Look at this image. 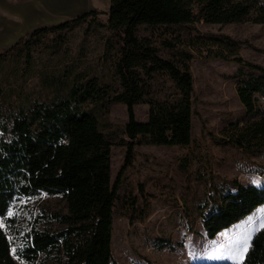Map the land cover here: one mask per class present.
<instances>
[{"label":"trees","instance_id":"trees-1","mask_svg":"<svg viewBox=\"0 0 264 264\" xmlns=\"http://www.w3.org/2000/svg\"><path fill=\"white\" fill-rule=\"evenodd\" d=\"M102 14L116 39L115 84L78 72L70 83L61 82L50 100L28 98L8 104L1 100L0 80V218L11 227L12 206L41 193L60 195L67 209L41 210L27 227L17 230V240L0 224V264H122L114 260L112 235L123 177L134 166L140 145H191L195 57L218 58L259 72L243 73L237 83L238 97L249 115L258 109L257 96L264 99V68L243 58L244 43L225 34H201L195 26L201 21L264 24L263 0H110L107 11L90 10L36 28L0 49V66L23 54L30 65L33 47L45 37L63 38L65 31ZM113 103L127 106L129 119L121 128L111 129L108 113ZM140 104L149 106L146 121L136 119L135 106ZM224 135L246 152L264 150V115L245 125L232 124ZM113 145L126 147L114 182ZM236 188L201 212L209 238L264 204V186L238 183ZM125 203L133 217L148 206L146 202L137 211L133 197ZM192 264H264V226L254 234L242 262Z\"/></svg>","mask_w":264,"mask_h":264},{"label":"rangeland","instance_id":"rangeland-1","mask_svg":"<svg viewBox=\"0 0 264 264\" xmlns=\"http://www.w3.org/2000/svg\"><path fill=\"white\" fill-rule=\"evenodd\" d=\"M94 3L101 11L110 7V0ZM14 21L7 14L1 16L0 31L4 30L0 32V49L12 46L34 30L19 38L9 34L6 39L7 30L25 28L12 25ZM107 23V16L102 14L96 21L82 22L65 31L63 38L50 34L33 47L30 65H26L24 54L11 56L0 66L4 89L1 100L8 104L28 98L50 100L61 82L70 83L78 72L115 84L116 39ZM195 26L204 35L225 34L242 41L243 58L264 68V24L244 21L222 25L201 21ZM191 69L195 88L192 143L189 147H137L136 162L123 177L114 211L112 252L116 262L240 263L254 234L264 226V204L213 238L206 236L201 218V212H207L221 194L236 190L238 183L264 186V150L246 152L230 144L224 135L232 124L245 125L264 115L262 97L257 96L258 109L249 115L236 89L243 73L259 72L222 59L200 57L191 61ZM135 116L138 121H146L149 106L136 105ZM108 119L111 129L125 126L129 119L127 106L111 104ZM117 135L121 136V129H117ZM125 153V146H112L113 182ZM128 197L137 200V211L147 202L146 211L129 216L125 209ZM41 210L65 213L66 202L60 195L46 193L25 197L9 211L14 219L12 226L7 227L2 218L0 224L12 240H17V230L27 227Z\"/></svg>","mask_w":264,"mask_h":264},{"label":"crops","instance_id":"crops-1","mask_svg":"<svg viewBox=\"0 0 264 264\" xmlns=\"http://www.w3.org/2000/svg\"><path fill=\"white\" fill-rule=\"evenodd\" d=\"M95 0H0V18L7 14L14 19L13 28L5 32L21 37L24 33L41 26H50L59 20H68L90 10H98ZM103 1V0H99ZM108 2V0H104ZM2 27V25H0ZM4 28V27H3ZM4 29H1L2 32ZM1 35V34H0Z\"/></svg>","mask_w":264,"mask_h":264},{"label":"snow or ice","instance_id":"snow-or-ice-1","mask_svg":"<svg viewBox=\"0 0 264 264\" xmlns=\"http://www.w3.org/2000/svg\"><path fill=\"white\" fill-rule=\"evenodd\" d=\"M244 247H245V249L247 248V243H245V246Z\"/></svg>","mask_w":264,"mask_h":264}]
</instances>
